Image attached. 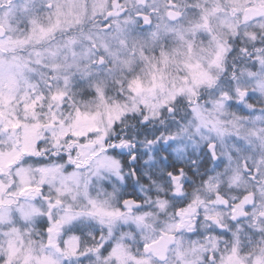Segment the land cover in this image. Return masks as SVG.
Instances as JSON below:
<instances>
[{
    "label": "snow or ice",
    "instance_id": "snow-or-ice-1",
    "mask_svg": "<svg viewBox=\"0 0 264 264\" xmlns=\"http://www.w3.org/2000/svg\"><path fill=\"white\" fill-rule=\"evenodd\" d=\"M0 264H264V0H0Z\"/></svg>",
    "mask_w": 264,
    "mask_h": 264
}]
</instances>
